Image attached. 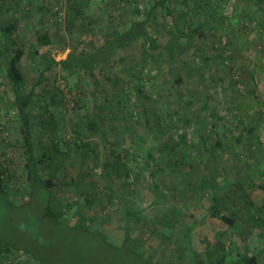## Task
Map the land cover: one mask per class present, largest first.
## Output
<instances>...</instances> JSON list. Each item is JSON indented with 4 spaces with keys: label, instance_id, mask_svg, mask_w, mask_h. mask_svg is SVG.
Returning a JSON list of instances; mask_svg holds the SVG:
<instances>
[{
    "label": "rangeland",
    "instance_id": "1",
    "mask_svg": "<svg viewBox=\"0 0 264 264\" xmlns=\"http://www.w3.org/2000/svg\"><path fill=\"white\" fill-rule=\"evenodd\" d=\"M84 1L83 16L96 20L91 39L94 45H99L107 39L108 31H121L130 20L144 15L153 0ZM183 1L176 0L170 5L180 12ZM64 2L0 0V21L16 17L25 49L41 51L37 62L27 55L22 59L27 89L34 86L40 67L46 68L51 61L67 57L73 40L78 42L80 53L92 49L84 32L79 30L72 38L66 30ZM175 15L176 12L155 16L152 33L160 46L151 52L155 62H142L143 41L137 40L121 48L102 69H96V78L85 72L68 75L58 63L51 64L44 82L36 89L46 97L56 93L57 102L47 110L45 101L30 108L36 151L45 160L43 172L47 173V167L52 170L58 167L57 184L52 192L63 203L67 199L66 182L76 179L74 193L80 197L79 186L85 180L96 181L95 204L83 203L81 208L95 217L92 228L116 244L123 240V209L110 206L108 194L114 191L124 198V205L145 208L146 217L132 224V232L140 252L151 260L194 264L195 257L187 247L178 244L177 238L186 224L196 221L199 222L192 232V245L198 256L208 258L227 242H231L235 255L247 247L255 252L264 245V15L256 0L231 1L222 14L212 15L209 20L213 28L199 39V52L207 57L209 65L205 67L197 59L201 70H191L189 74L183 60L192 59V49L166 56L162 48L168 40L163 27ZM43 28L50 30L56 43L40 48L37 33ZM63 39H69L71 44ZM177 74L183 76L181 83L175 80ZM58 85L64 97L57 93ZM118 92L121 96H115ZM12 96L11 84L1 70L0 171H4L9 190L14 192L13 199L20 203L28 181L23 170V153L16 142L19 121L15 110L7 109L6 105ZM87 113L99 116L102 133L116 148L133 153L127 162L138 178L132 175L124 182L108 174L107 144L101 134L85 128L82 118ZM51 115L57 126L50 127ZM53 133L58 139L57 148L50 142L49 134ZM79 139L95 147L97 159L90 149L85 155L75 145ZM164 143L174 148L164 152ZM48 149L52 157L43 154ZM149 150L161 163L158 181L168 192L157 203L153 202L152 180L145 165ZM183 153H188L186 160ZM176 158L183 160L179 171L172 165ZM205 174L211 176V188L199 186ZM212 192L220 194V205L233 215L234 224L208 214ZM250 200L259 208L255 217L246 209ZM40 201L35 197L25 206L10 209L0 200L1 235L36 250L45 245L66 253L68 249L81 247L88 264H123L121 257L105 253L92 240L85 243L78 236L79 240L74 241V233L44 219ZM174 207L180 216L173 219L171 228L165 220ZM66 220L73 224L77 216L72 213ZM180 242L187 245L186 241ZM15 259L17 264H26V257L21 254L12 256Z\"/></svg>",
    "mask_w": 264,
    "mask_h": 264
},
{
    "label": "trees",
    "instance_id": "2",
    "mask_svg": "<svg viewBox=\"0 0 264 264\" xmlns=\"http://www.w3.org/2000/svg\"><path fill=\"white\" fill-rule=\"evenodd\" d=\"M45 1V0H44ZM176 0H153L151 4L145 10L144 15H140L130 20L129 24L121 31L111 30L108 31L107 39L99 45H94L91 36L94 33L92 24L96 22L95 19H85L84 13V0H65L64 2V23L66 30L71 34L72 38L76 37L78 31L84 32V36L91 40L92 49L88 52H78V42L72 41L71 51L68 53L65 59L59 62L51 61L46 68H39V74L35 81L34 86L31 89L26 87V77L22 67V59L25 55L37 62V58L41 57V51L38 48L27 51L20 38L19 21L16 17H11L7 21H0V71L4 70L6 78L9 80L12 89V99L6 103L7 109L15 110L19 125V137L17 143L21 147L24 164L23 170L26 173L28 181V189L25 193V197L19 203L13 199L14 192L9 190V185L4 178V171H0V200L6 204L10 209H15L27 205V203L33 198L41 199V215L44 219L53 222L58 227L63 226L68 231L74 233V241L79 240L78 236H82L87 241L91 240L96 245L105 250V253L110 255L121 257L123 264H181L180 262H160L154 261L145 257L139 250L138 240L134 237L132 232V224L141 222L146 217V209L143 207H135L133 205H124V198L118 196L114 191L108 194V204L110 206L121 207L123 209V240L120 244L112 242L104 233L97 229L92 228V224L95 220L93 215L87 214L81 208L82 204L94 205L96 200V193L98 192V185L96 181L85 180L80 188V197L75 192L76 179L72 178L65 184L66 190V202L63 203L60 199L53 196V188L56 186L57 171L55 169H48L47 173H44L45 162L43 156H39L37 153V141L34 138L32 131L30 108L36 105L39 101H45L46 110L49 109L51 104H55L57 99L55 94L46 97L44 93L37 90V86L44 82L47 69L51 68V64L58 63L61 69L65 70L68 75H75L77 73H88L92 77L94 71L98 68L102 69L103 66L113 57L119 50L137 40L143 41L144 57L142 62L150 63L153 60L155 62L152 51L158 49L157 37L152 33V26L155 22V16L161 15H176L169 25L164 26V31L168 35L167 42L162 46L166 50V56L174 55L176 52L182 53L190 49L192 52V59L183 60V66L187 68L189 74L191 70H201L199 63L196 60L207 67L209 65L207 57L201 54L199 39L206 37L208 31L213 28L210 25V17L214 14H222L224 8L231 1L237 0H185L183 1L184 8L182 11H175L171 7L170 3ZM42 4V3H40ZM257 8L260 9L262 15H264V0H256ZM42 6V5H41ZM65 38V37H64ZM61 39V38H60ZM64 43L71 44L69 39H63ZM56 43L55 38L51 34L50 30L43 28L37 33V44L40 48L48 47ZM40 66V63H39ZM145 69L142 67L141 71ZM200 72V71H199ZM175 80L181 83L183 76L177 74ZM56 81V77H55ZM57 93L62 94L59 85L56 86ZM46 92V91H45ZM121 92L116 93L115 96H121ZM126 98V94H125ZM2 100V98L0 97ZM124 100L120 99V102ZM82 122L85 128L93 133H99L102 135L104 142L107 144L105 149L108 156L105 160V169L108 174H113V177H117L122 181L128 182L129 178L133 175L138 178V173L135 172L129 165L127 160L131 156L128 149L119 150L115 144L108 140L107 135H104L101 131L100 118L97 114L87 113L82 118ZM50 127L57 126V121L53 115L49 120ZM49 127V128H50ZM56 133L49 134L50 142L53 143V147L57 148L58 139H56ZM78 138V137H77ZM76 138V139H77ZM76 140L75 145L82 149L86 155L87 150L94 152L96 155L95 147L82 139ZM218 145H221L218 143ZM163 151H168V148H174L171 144L164 143L162 146ZM61 151V150H60ZM51 150L43 152L44 155L52 157ZM61 155L63 151H61ZM133 154V153H132ZM183 160H186L188 153H183ZM97 159V155L95 156ZM168 158H172L169 156ZM145 165L149 167V174L152 180L154 203L164 197L168 192L164 186L158 181V170L160 164L156 160V156L150 150L145 154ZM200 159H202L200 157ZM200 159H198L200 161ZM183 160L176 158L173 162V166L176 167L175 171H179L182 167ZM97 162V161H96ZM98 163V162H97ZM189 165L193 166L192 163ZM174 170V167L171 168ZM46 174V175H45ZM201 188H211V176L208 174L203 175L199 181ZM211 202L208 209V214L214 218H217L227 224H234L235 218L226 209L220 205V194L216 192L211 193ZM19 204H17V203ZM247 211L250 212L252 217H255V212L259 208L253 201H249L247 204ZM72 213L77 216L75 223H70L66 220V217ZM180 216V212L177 208H172L169 211V216L165 220L171 228L174 227L173 219ZM199 221L192 224H186L181 230L180 237L177 238V242L181 246H185L191 251L195 257L194 264H264V245L261 246L255 252H252L248 247L244 251H238L235 255L232 249L231 242L222 244L217 250H215L208 258L198 256L192 245V232L195 225ZM173 231V230H172ZM173 234L170 233V237ZM205 240H209L205 237ZM180 241H186L187 245H183ZM74 243V242H73ZM210 244V243H209ZM41 245L36 250L25 243H18L15 240H9L4 238L0 233V264H17L15 259L12 260V256L16 258L17 255H23L26 257V264H88L85 251L81 247L68 249L66 253L60 252L55 247ZM11 256V258H10ZM111 258V257H110ZM110 258H107L110 261Z\"/></svg>",
    "mask_w": 264,
    "mask_h": 264
}]
</instances>
